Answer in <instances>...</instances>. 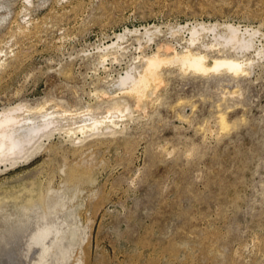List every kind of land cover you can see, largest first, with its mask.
Returning <instances> with one entry per match:
<instances>
[{"label":"rangeland","instance_id":"1","mask_svg":"<svg viewBox=\"0 0 264 264\" xmlns=\"http://www.w3.org/2000/svg\"><path fill=\"white\" fill-rule=\"evenodd\" d=\"M199 22L260 30L246 74L164 64L144 96L125 92L129 68L182 51L175 31ZM263 34L264 0H0V111L62 121L0 166V264L36 262L21 255L45 224L64 233L42 264H264ZM213 39L192 48L234 55ZM116 104L118 127L70 131Z\"/></svg>","mask_w":264,"mask_h":264},{"label":"bare ground","instance_id":"2","mask_svg":"<svg viewBox=\"0 0 264 264\" xmlns=\"http://www.w3.org/2000/svg\"><path fill=\"white\" fill-rule=\"evenodd\" d=\"M150 28L151 27L144 28L146 30L144 33L145 35H152V33L156 34V31L159 30V28L156 27V31L152 32L150 31ZM221 29L223 32L220 31ZM138 31H140V29H126L125 32L116 33L114 37L115 40L105 45L106 49H116L115 46H120L119 40L123 39L127 33ZM182 31H187L190 36L188 39L189 46H185L182 51H178L177 48H172L174 54L170 58H162L160 54H153L152 56L147 57L142 71L138 70L136 67L129 68L126 75L122 76L119 81V85L124 86V88H122L125 89V92L134 93L139 97L144 96L152 86L151 83L161 79L160 69L164 64L177 63L180 65L182 70H190L195 74L201 75L209 73L216 74L221 72L241 75L243 73L246 74L248 69L254 63V60L242 59L240 55H243L255 48V39L258 37L257 35L260 34L259 29L230 22H199L197 24H181L175 32L177 33ZM207 34L213 35L215 43L212 42L210 45L204 44L206 49L214 48L213 46L218 45L222 46L224 49H229L234 53V55L217 56L213 58L212 62H209L207 53H203L202 51L196 52L192 47L200 43ZM256 51L258 56H264V43L262 44V47L256 49ZM115 106L114 108L116 112L120 113L119 115L108 114L107 116H100V118L97 117L98 115L95 116L91 114L82 121L83 124L78 123L79 125L75 128H70V131H73L74 133L81 132V134H86L90 131L101 129L103 126V129L105 127L113 129L118 127L121 123L120 120L123 118L122 113L127 110V107L123 110L121 106ZM27 111L29 110H26L25 106L20 104L13 105L0 111V166H2L3 163L6 164L5 162L7 161H11V164H15L21 159H27L32 154L30 153L31 149L33 152L35 149L39 148L40 146L37 144L41 138H44V136L47 137V135L49 136L50 132L56 129L58 123L61 121L58 113H55L56 111L47 112L43 114L42 117L40 116V118L26 114ZM221 121L222 123L226 122V117L221 116ZM70 126L71 125L69 124V127ZM33 148L35 149L33 150ZM35 210L40 211L41 207H38ZM55 216L56 220L59 222V216L53 214V218ZM44 218L46 219L48 216L45 215ZM41 228L42 229L37 233L35 232V234H29L31 236L29 246L26 253L21 255V257H27L33 248L39 249L40 254L38 259H36V262L32 264L44 263L45 258L53 248V245L63 238L64 231L62 229L57 228L54 233L52 232V227L49 224H45ZM51 236H53V240L51 244H48L47 240ZM6 237L8 240H11L15 238V235L14 233H11ZM30 244H33L35 247Z\"/></svg>","mask_w":264,"mask_h":264}]
</instances>
